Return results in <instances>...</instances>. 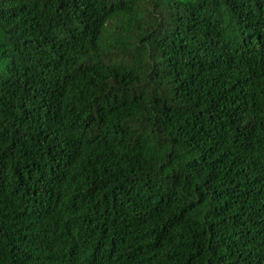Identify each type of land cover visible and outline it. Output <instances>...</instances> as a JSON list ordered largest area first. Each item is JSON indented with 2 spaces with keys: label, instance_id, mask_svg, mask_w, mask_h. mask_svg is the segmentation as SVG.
<instances>
[{
  "label": "trees",
  "instance_id": "16d2710c",
  "mask_svg": "<svg viewBox=\"0 0 264 264\" xmlns=\"http://www.w3.org/2000/svg\"><path fill=\"white\" fill-rule=\"evenodd\" d=\"M0 264H264V0H0Z\"/></svg>",
  "mask_w": 264,
  "mask_h": 264
}]
</instances>
